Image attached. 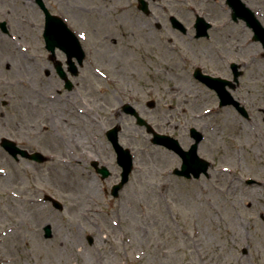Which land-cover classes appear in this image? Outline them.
<instances>
[{
	"label": "rangeland",
	"instance_id": "obj_1",
	"mask_svg": "<svg viewBox=\"0 0 264 264\" xmlns=\"http://www.w3.org/2000/svg\"><path fill=\"white\" fill-rule=\"evenodd\" d=\"M44 1L86 35L96 54L77 80L87 98L70 94L45 76L43 12L33 0H0V22L8 25L7 34L0 30V141L17 140L28 151L54 156L43 164L17 162L0 147V236H6L0 262L264 264V49L251 30L240 22L230 34L212 32V40L194 41L174 32L159 8L142 16L137 0ZM248 2L262 7L264 23V0ZM212 18L228 14L215 9ZM232 62L245 71L241 94L251 97L250 120L232 107L220 108L216 93L193 78L201 66L232 81ZM118 91L129 93L156 130L185 149L192 144L190 129L201 131L206 139L199 155L213 165L209 177L189 181L168 174L178 158L153 145L132 117H119L115 109L124 101ZM149 101L156 103L152 110ZM116 125L122 127L120 143L135 156L131 181L118 198L110 193L120 169L106 138ZM35 131L42 134L31 142ZM97 153L113 172L107 180L91 166ZM247 179L262 184L248 185ZM13 190L23 200L13 198ZM46 194L61 201L63 211L38 201ZM47 225L51 239L44 234Z\"/></svg>",
	"mask_w": 264,
	"mask_h": 264
},
{
	"label": "flooded vegetation",
	"instance_id": "obj_2",
	"mask_svg": "<svg viewBox=\"0 0 264 264\" xmlns=\"http://www.w3.org/2000/svg\"><path fill=\"white\" fill-rule=\"evenodd\" d=\"M148 1H150V0H148ZM162 1L163 0H160L158 2H153L151 7L161 9V12L164 15V17L168 18L167 20L170 24L171 29L174 32H177V33L184 35V36L191 35L193 38L192 40H194V41L195 40L199 41L202 39V38L197 37V31H196V25H197V21H198L199 17H202L205 20H207L209 23L213 24V27L210 30V35L207 38L206 37L203 38V39H208V40H212V34H211L212 32L215 34H218L219 31H223L225 34L226 33L230 34L231 28L234 27L232 25L242 22L241 19L235 20V17H234V11L231 7V3L235 2V0H184V2H182L181 0H165L166 4L160 3ZM240 1H242L247 6L250 5L248 2L249 0H240ZM181 4H184V6L181 7ZM257 6L258 7H255L254 12L256 13V15H258V14L261 15L263 12V9L260 5H257ZM215 9H218L219 11H222L223 13L228 14V18L226 20H223L224 18H222L221 20H218L217 22H215L217 19L215 20L212 18V14L215 11ZM153 14H154L153 12H150L148 15H142V16H145L146 18H150L151 16H153ZM174 17H176L178 19V21L185 27L184 31L173 25L172 19ZM156 28L161 29V26L157 25ZM249 29L251 30V28H249ZM92 47H93L92 52H90V51L86 52L87 58L85 59L83 65L80 67L79 75L77 77H73L70 67L67 66V64H66L67 58H66V55L64 52L57 49L56 57H55V60L53 61L50 53L45 48V51L47 53V59H48V63H47L48 68L45 69V76L47 77V79H51V80H54L56 82H59L60 86L65 88V80L59 75V73L57 72V69H56L57 62L58 61L61 62L64 72L67 73V75L73 81V84H74L73 90L69 91V93L71 94L72 91H75L78 94L79 98L86 99L87 96L85 93L87 90L85 88H82V90H81L78 86L79 83L77 82V80L80 79L82 76L81 70L84 68L85 63L88 62V64H90V65L93 64L92 59H88V56L90 57V56H93L96 54V49H95L94 45H92ZM93 60H94V58H93ZM95 60H97V59L95 58ZM240 70H241V68H240ZM94 71H95V69H94ZM244 76H245V72L240 77L239 82H237L235 85L236 87L234 90L236 92H238V94H236L234 97L240 104H242L246 109H248L247 106L251 103V97H247V96H245V94L244 95L241 94L242 93L241 90L243 88V86L241 84V80H242V78H244ZM55 88H57V87H55ZM87 89L91 90V88H87ZM118 92L121 93V95H119V96L124 102H121L120 106L118 108H116L115 111L118 112L119 117L121 119H123V116L129 117L128 115H126L124 113V105L129 103V100H128L129 99V93L124 92V91H122V92L118 91ZM81 102L79 105L84 106L85 105L84 102H82V103ZM87 105H89L88 102H87ZM75 108L76 107L74 106V109ZM233 109H235V111L240 114L239 107L233 106ZM112 113H114V111H112ZM247 119H250V118L248 117ZM34 133L35 132H31V134L28 135V139L31 142L35 138H38V136H35ZM190 140H192L191 134H190ZM173 154L178 158V165L175 166L174 168H172L173 171H176L177 169L181 168L182 160L177 154H175V153H173ZM97 156L98 157H96L94 160H97L98 162L105 163V158L103 157V155L97 153ZM92 162L93 161H91V166H93ZM101 165L107 166L106 164H101ZM94 171L96 172L95 168H94ZM204 177L208 178L209 176H203V178Z\"/></svg>",
	"mask_w": 264,
	"mask_h": 264
},
{
	"label": "water",
	"instance_id": "obj_3",
	"mask_svg": "<svg viewBox=\"0 0 264 264\" xmlns=\"http://www.w3.org/2000/svg\"><path fill=\"white\" fill-rule=\"evenodd\" d=\"M37 2L40 4V6L42 7V9L45 11V13L47 15V36H49L48 38H50V39H48V41L54 42L53 41L54 37H57L58 43H56V44H59L66 51L72 52L73 50H75L76 52H78L80 54V58L82 59L83 53L80 49L79 42H78L77 38L69 31V29L67 28V25L60 18L54 17L50 14L47 11V9L45 8V5L43 4L42 0H37ZM234 6H235V10L237 11V13L238 14L240 13V15H242L241 17L245 18V20L249 23V25L254 28V31L256 33L255 39L261 40L263 42V46H264V29H262V27L259 25V23L255 19L254 14L251 12L250 9H247L243 4H236L235 3ZM140 9H141V5H140ZM0 27L4 31H6V24L5 23H1ZM50 47H51V49H53V46H50ZM198 77L201 78V80H203L204 82H206L211 88L216 89L218 91L220 97H221V100H223L225 104L228 103V100H226V99H230V96H229V93H227L225 91L223 80L214 79V78H211L208 76H203V75H199ZM140 123L143 124L144 122L140 119ZM200 140H201V136L199 135L197 143L194 145V147L189 152H183L181 150V148L179 147L178 142L170 139L169 137H164V136H160V135L155 134V138H154L153 142L161 143V144L168 146L169 148H175L178 151H180V153L182 154V156L184 158V162H185V164L183 166V171L186 170V172L189 173V170L192 168V165H194L196 163V161H192L193 160L192 154L196 155L197 145H198ZM8 144H9L8 141L4 140L3 145L6 148H10ZM115 147L117 148V151L119 153L120 162L125 169L124 173H125L126 177L124 180L126 181L128 174L132 169V159L130 157L129 151L123 150V148H121L117 144V141H115ZM36 156H38V155H36ZM196 158H197V155H196ZM193 167L195 168L196 165ZM122 185L123 184H121L119 187H117L116 191L114 192L115 196L118 195V191L122 187ZM46 232H47V236H49L50 235V227L46 228Z\"/></svg>",
	"mask_w": 264,
	"mask_h": 264
},
{
	"label": "bare ground",
	"instance_id": "obj_4",
	"mask_svg": "<svg viewBox=\"0 0 264 264\" xmlns=\"http://www.w3.org/2000/svg\"><path fill=\"white\" fill-rule=\"evenodd\" d=\"M179 58L181 59V58H182V56H180V55H179ZM65 119H66V118H65ZM243 148H244V147H243ZM23 240H24V239H23ZM23 240H22V241H23ZM198 242H199V241H198ZM59 244H60L61 246H63V245H64L62 241H61Z\"/></svg>",
	"mask_w": 264,
	"mask_h": 264
}]
</instances>
